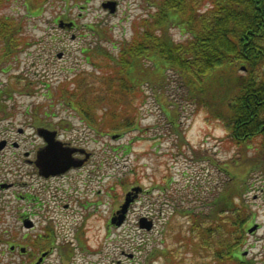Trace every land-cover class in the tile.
Returning <instances> with one entry per match:
<instances>
[{"label": "rangeland", "instance_id": "1", "mask_svg": "<svg viewBox=\"0 0 264 264\" xmlns=\"http://www.w3.org/2000/svg\"><path fill=\"white\" fill-rule=\"evenodd\" d=\"M105 1L37 0L27 8L23 0H7L1 4L0 20L12 22L15 27L19 24V27L12 39L16 41L12 47L13 56L7 57L12 52L2 49L6 42L2 40L1 43L0 37V57L4 56L0 58V107L3 108L0 130L3 131L10 122L15 129L23 126L27 137L32 133L33 123L38 125V120L53 119L54 123L60 122L67 129V134H60L62 142L74 139L75 145L92 154L86 167L75 172V179L61 186L60 190H54V195L69 196L66 222L59 232V239L70 245L68 255L70 259L73 257L74 264H210L211 252L201 250L191 254L184 250L181 236L188 237L191 231L188 229L189 218L180 212V206H201L196 198L203 201L206 192L226 176L218 169L235 170L226 163L233 157L235 148L226 140L221 141L226 133L220 123L177 95L173 71L166 69L164 72L168 76L165 95L154 91L153 86L150 90L146 79L141 82L142 99L135 102L133 115L138 128L115 133L117 138H112L113 134L96 135L77 118L76 112L54 101L53 95L57 96L60 89L57 84L81 70L91 74L85 78L84 87L102 88L97 77L103 73L110 56L116 55L114 42L130 37L131 23L155 11L152 6L155 0H111L117 2L114 13L101 6ZM152 18L144 20L150 29ZM70 22L75 23L74 30L65 28V23ZM169 30L175 41L183 39L186 34L176 27ZM105 43L107 47L95 49ZM85 47H89L87 55L81 52ZM60 52L63 55L57 58ZM46 84H49L48 88ZM67 86L69 91L75 87L72 84ZM128 95V89L115 91L117 100L122 103ZM37 104H43L42 110L34 109ZM105 108H109L108 105ZM166 113L170 115L169 120ZM106 117L110 118L109 111ZM0 173L11 181L15 172L4 169ZM256 180L250 179L254 182L244 204L247 203L252 210L249 226L257 224L259 227L244 235L239 255L251 264H264V183ZM134 185L143 191L131 205L126 223L109 228L107 222L111 211L118 208L125 192ZM36 187L31 188L30 194ZM12 190H0V264L19 261L17 254L8 251V246L18 242L26 233L17 224L20 215L17 210L21 211L23 207V212L31 215L35 228L29 236L34 238L44 234L45 216L49 215L33 213L39 210L34 208L33 201L28 204L16 199ZM38 195L44 198L51 193ZM56 203L52 202L53 205ZM141 216L153 221L150 231L138 228L137 220ZM78 220L80 226L76 225ZM180 226L186 230L182 234ZM76 230L85 232L86 246L90 250L97 248L95 255H87L88 250L78 252L80 250L72 248L78 243L74 238ZM143 241L147 242L146 247ZM140 243L141 252L136 250ZM153 247H160L159 253L152 250L148 255ZM65 260L63 264H69ZM48 263L58 264L55 259L48 260Z\"/></svg>", "mask_w": 264, "mask_h": 264}, {"label": "trees", "instance_id": "2", "mask_svg": "<svg viewBox=\"0 0 264 264\" xmlns=\"http://www.w3.org/2000/svg\"><path fill=\"white\" fill-rule=\"evenodd\" d=\"M6 2L0 0V6ZM153 4L155 11L132 22V37L122 41L118 53L104 64L97 77L102 88L84 87L91 74L83 73L70 91L66 84L58 85L54 98L96 133L129 131L138 128L133 115L135 102L142 99L141 82L146 79L150 88L165 95L164 72L173 71L177 95L220 123L226 133L221 141L235 148L226 162L235 170L218 169L226 176L206 192L203 201L196 198L201 206H180L191 231L188 237L181 236L184 250L211 252L210 264H251L238 250L252 218V210L244 204L254 182L250 179L264 183V0H155ZM146 16L153 17L152 29L145 25ZM171 27L183 29V39L171 38ZM17 29L0 20L1 43L6 42L9 53ZM118 88L129 90L123 103L115 96ZM185 231L180 226V234Z\"/></svg>", "mask_w": 264, "mask_h": 264}, {"label": "flooded vegetation", "instance_id": "3", "mask_svg": "<svg viewBox=\"0 0 264 264\" xmlns=\"http://www.w3.org/2000/svg\"><path fill=\"white\" fill-rule=\"evenodd\" d=\"M24 131L22 129L18 130V133L22 134ZM38 133V126L34 127L33 134L27 137H23L22 140L19 139L20 142H13L10 143V141H7V144L5 145L4 149L2 151L11 150L12 151V159L13 162L10 163L13 166H17L16 170V177L13 182L10 183H4L0 182V190L4 189H13V193L16 196V199H23V200H29V190L27 188L30 186V181L33 177H38L39 179H45L46 182L49 181L50 184H52L57 178L56 177H43L38 170L37 162H38V155L41 151L42 147V139H40L38 136H36ZM33 140H32V139ZM37 139H39V143L37 142ZM34 142V143H33ZM11 144V145H10ZM44 145V144H43ZM13 147V148H12ZM52 186V185H50ZM45 187V184L43 185ZM26 188V189H23ZM54 199H59L58 195H52ZM50 206L52 205V202L50 201ZM53 214V211H49V214ZM62 214V213H60ZM52 218V217H50ZM27 219L26 216H22L21 223L23 224L24 220ZM64 221H61L57 223L55 220H51L49 222L50 224V232L52 233L53 228H56L59 226L62 228ZM58 224V225H57ZM34 227V226H33ZM33 227L31 229H33ZM53 235H49V243L47 244L45 252V257L41 261L40 264H43L50 256L53 255V250H57L59 253V247L60 243L57 242V239L52 241ZM56 241V246H55ZM42 252L40 254H37L35 246L27 249L24 247H21L19 249V255H26V259L23 264H34L38 261V258L41 256ZM25 258V257H24ZM62 257L58 256V261L62 262Z\"/></svg>", "mask_w": 264, "mask_h": 264}, {"label": "water", "instance_id": "4", "mask_svg": "<svg viewBox=\"0 0 264 264\" xmlns=\"http://www.w3.org/2000/svg\"><path fill=\"white\" fill-rule=\"evenodd\" d=\"M104 7H109L112 10L113 4H104ZM39 133L47 142V146L44 151L41 152L40 156V161H42L40 168L43 171V174L48 175L61 173L68 169L70 165L76 166L81 163V161L74 163L70 158L72 150L62 149L58 142L54 141V132H49L45 129H41ZM131 200L132 199H129V197H126L125 203L123 204L121 209L122 212L126 211V207ZM120 219H122V216L120 217ZM140 225L149 229L151 227V222H145L144 220H142Z\"/></svg>", "mask_w": 264, "mask_h": 264}]
</instances>
